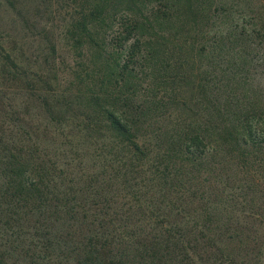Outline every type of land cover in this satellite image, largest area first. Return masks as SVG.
<instances>
[{"label": "rangeland", "instance_id": "374dc122", "mask_svg": "<svg viewBox=\"0 0 264 264\" xmlns=\"http://www.w3.org/2000/svg\"><path fill=\"white\" fill-rule=\"evenodd\" d=\"M0 264H264V0H0Z\"/></svg>", "mask_w": 264, "mask_h": 264}, {"label": "trees", "instance_id": "16d2710c", "mask_svg": "<svg viewBox=\"0 0 264 264\" xmlns=\"http://www.w3.org/2000/svg\"><path fill=\"white\" fill-rule=\"evenodd\" d=\"M207 16V15H206ZM107 125L108 128L110 130H114L115 133H117L116 135L118 137L121 138L124 137L125 140L124 143H122L121 145H119L120 147L122 146V148L124 147H134V148H138V143H137V129H134L133 127H131V125L125 124L123 122V120H121V118H118L113 116V115H109L107 116ZM120 135V136H119Z\"/></svg>", "mask_w": 264, "mask_h": 264}]
</instances>
